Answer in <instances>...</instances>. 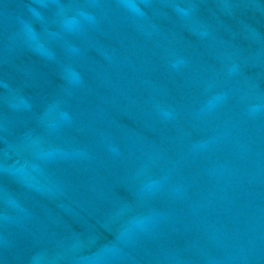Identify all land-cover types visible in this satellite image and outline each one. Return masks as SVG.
<instances>
[{"label":"water","instance_id":"1","mask_svg":"<svg viewBox=\"0 0 264 264\" xmlns=\"http://www.w3.org/2000/svg\"><path fill=\"white\" fill-rule=\"evenodd\" d=\"M0 264H264V0H0Z\"/></svg>","mask_w":264,"mask_h":264}]
</instances>
